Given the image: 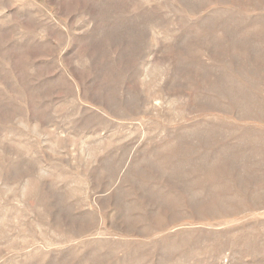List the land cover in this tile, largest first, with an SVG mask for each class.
<instances>
[{
  "label": "rangeland",
  "instance_id": "1",
  "mask_svg": "<svg viewBox=\"0 0 264 264\" xmlns=\"http://www.w3.org/2000/svg\"><path fill=\"white\" fill-rule=\"evenodd\" d=\"M0 264H264V0H0Z\"/></svg>",
  "mask_w": 264,
  "mask_h": 264
}]
</instances>
